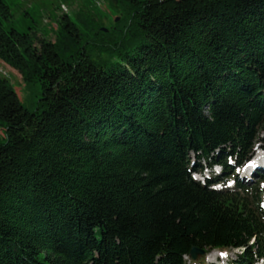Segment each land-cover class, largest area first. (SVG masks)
I'll use <instances>...</instances> for the list:
<instances>
[{"label": "trees", "instance_id": "1", "mask_svg": "<svg viewBox=\"0 0 264 264\" xmlns=\"http://www.w3.org/2000/svg\"><path fill=\"white\" fill-rule=\"evenodd\" d=\"M100 2H51L50 40L0 0V62L36 97L0 70V264L264 261V174L191 176L264 149V0Z\"/></svg>", "mask_w": 264, "mask_h": 264}, {"label": "rangeland", "instance_id": "2", "mask_svg": "<svg viewBox=\"0 0 264 264\" xmlns=\"http://www.w3.org/2000/svg\"><path fill=\"white\" fill-rule=\"evenodd\" d=\"M9 4H12L13 2L15 3H19L21 5H25V6H31L33 7V12L35 10V12L37 14H34L32 16V18L35 20V22H37V27L40 28L41 31H44V26L45 25V28L49 29V34L47 35V38L50 39V40H53L54 38V33H53V30L55 28V25L53 23L50 22L47 14H48V10L47 9H50L51 5L50 3L51 2H59L60 0H6ZM100 1V0H99ZM65 5V6H63ZM61 9L63 12L65 13H70L73 9H76L75 6L73 7H69L67 4H63ZM101 7L103 9H105V6L104 4L101 5ZM38 8H41L42 9V12H39L38 13ZM12 17H11V20H12V23L15 27H19V20L20 18H24L25 20L29 21L31 25H33V21H32V18L31 17H28V16H25V15H22V13L20 12H17L15 10V8L12 7ZM43 15V20H42V23L43 25L41 24V19H40V15ZM39 15V16H38ZM0 20L4 23V24H9L6 19H4L1 15H0ZM0 70L7 76V78L9 79V81L13 84L14 88H15V91L16 93L18 94L20 100H22V103L23 105L26 107V108H29L31 109L32 105H33V102L35 100V95H32L30 93H28L27 90H25L24 88V85H23V81H22V77L20 75V73L12 68H10L8 65H5L4 63L0 62ZM3 133H2V129L0 128V136H2ZM259 156H262L264 157V151H262L260 148H256L254 150V154H253V157H259ZM263 163L261 164L260 166V170H264V159H262ZM201 165L203 163H200ZM205 170L208 169V167H206V164L204 165L203 167ZM216 170H219L218 168H216ZM245 172V171H244ZM244 172H241L240 175H243ZM224 257H220L219 259L216 258V257H212L210 258V255H213V254H216L215 251H212L210 253H208V255H206L205 257V264H210V263H218V264H233L235 263L237 260H238V254L240 252L236 251V250H230V251H226L224 252ZM209 257V258H207Z\"/></svg>", "mask_w": 264, "mask_h": 264}, {"label": "water", "instance_id": "3", "mask_svg": "<svg viewBox=\"0 0 264 264\" xmlns=\"http://www.w3.org/2000/svg\"><path fill=\"white\" fill-rule=\"evenodd\" d=\"M205 253L204 250L202 249H198L196 247H193L191 250H190V254H189V258L193 261L197 260L200 256H203Z\"/></svg>", "mask_w": 264, "mask_h": 264}, {"label": "bare ground", "instance_id": "4", "mask_svg": "<svg viewBox=\"0 0 264 264\" xmlns=\"http://www.w3.org/2000/svg\"><path fill=\"white\" fill-rule=\"evenodd\" d=\"M224 254V253H223ZM214 258V257H217V255L216 254H213V255H210V258ZM221 257H224V255H221Z\"/></svg>", "mask_w": 264, "mask_h": 264}, {"label": "snow or ice", "instance_id": "5", "mask_svg": "<svg viewBox=\"0 0 264 264\" xmlns=\"http://www.w3.org/2000/svg\"><path fill=\"white\" fill-rule=\"evenodd\" d=\"M221 255H224V254H221Z\"/></svg>", "mask_w": 264, "mask_h": 264}]
</instances>
